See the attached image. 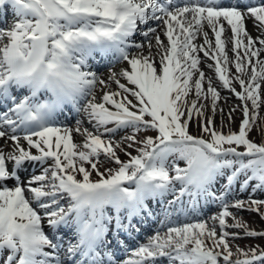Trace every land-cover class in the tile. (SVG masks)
<instances>
[{
	"label": "snow or ice",
	"instance_id": "snow-or-ice-1",
	"mask_svg": "<svg viewBox=\"0 0 264 264\" xmlns=\"http://www.w3.org/2000/svg\"><path fill=\"white\" fill-rule=\"evenodd\" d=\"M0 10V264H264V247L235 244L264 238L237 216L264 221V140L249 138L264 85V0H0ZM201 52L240 101L228 112L230 124L241 111L238 130L216 129L220 92ZM96 54L128 67L102 78ZM66 108L74 127L54 123ZM148 130L156 135H140ZM25 164L33 171L22 181ZM149 222L154 233L118 259L129 251L121 233Z\"/></svg>",
	"mask_w": 264,
	"mask_h": 264
},
{
	"label": "rangeland",
	"instance_id": "rangeland-1",
	"mask_svg": "<svg viewBox=\"0 0 264 264\" xmlns=\"http://www.w3.org/2000/svg\"><path fill=\"white\" fill-rule=\"evenodd\" d=\"M11 20H12V15H8L7 18H6V21H11ZM3 23L4 24L1 25L2 26L1 28H6L8 26L7 22H3ZM247 25L248 24H246V26ZM247 30L251 33L250 27H247ZM205 31H208L209 39L212 40L213 44H214V34L207 27H205ZM230 36H231V32H230V28H229V30H227V33H226V38H227V41H228L226 47L231 43L230 39H229ZM163 41L165 43H167L166 38H164ZM200 42H201L200 44L203 43V41H200ZM228 51H229V54H230V55H228V57H229V60H231L233 58L234 54L232 53L231 49H228ZM121 62L122 61L116 62V61L113 60L112 63H108V64L101 65V66H97L95 70L97 71V73L102 78H107V76L109 74V69L112 68L113 71H118V66H119V63H121ZM208 64H212L214 66V63L211 60H210V62L208 61ZM229 72L230 73H235V68H234V66H232L231 63L229 64ZM207 76L212 78L213 85L215 87H217L218 91L220 92V99L217 101V111H216V114H215V117H214L215 126H216L217 131H223L224 133H228L230 130H232V131L238 130V125H239L241 119L243 118L241 111L238 109L237 111H235L232 114V122L230 124H228V112H229V110L231 108L235 107L236 105H239L240 101L236 98L235 95H233L229 91H227V90H225V89L220 87L219 82H218V80L215 77V72L214 71L212 72V70H210V73ZM233 86L236 88L237 91L240 90L238 83H236L235 81H233ZM205 88H206V84H205ZM109 90H116V85L114 83L109 84ZM99 94H100V89H99V86H98L97 95H99ZM192 98H195L194 94L189 96V99H192ZM261 100H262V103H261V107H260L259 112H258V118H257V121L254 124L253 130L251 131L250 137H249L250 139H252L254 142H256L258 144L262 140H264V85H262V88H261ZM225 101H227V102H225ZM201 102L206 103V104L209 105V107L206 108L205 112H206V115L211 116L212 115L211 108H210V103L211 102L210 101H201ZM249 107L251 108L250 102H249ZM220 109L224 110L223 111V119H224L225 124L227 125L226 127H223V128H221V112H220ZM64 111H65L64 112V115H65L64 117L67 118V120L65 121L66 123H64V125H62V126L74 127L75 120L77 119V116L75 115V113H71L70 109H68V108H66ZM85 126H89V125H87V122H85ZM189 130H190V132L193 135H198L199 134V130H198L197 126H196V120L195 119H193V121L190 123ZM125 134L126 133L124 131H119V132L116 133L115 139L119 140ZM140 135L141 136H145V135H147V136H155L156 133L153 130H148L147 132L141 133ZM74 141H76L78 143L82 142V140L78 141L77 139H74ZM240 150H243V149H240ZM129 151H131L133 155H136V152H135L134 149H129ZM119 153H120V155L122 154V159L121 160L127 161L128 157L123 152H119ZM170 160H171V158H170ZM179 164H180L181 167L185 166L183 161H179ZM29 173L30 172L28 171L27 175ZM246 196H247V193L244 194V197H246ZM257 198H264V196H260L258 194ZM215 211H217L215 205H213L211 208L208 207L205 210V214L206 215L205 216L203 215V217H207L209 214L214 213ZM234 211H236V210H234ZM237 216H238V218H242L244 221H247L249 226L253 224L256 229L264 230V221H262L260 219L258 214L252 213V212H248V211H239V212H237ZM229 222H231V221H229ZM150 227L151 228H157L154 225H150ZM231 231H238V230L237 229H231ZM150 235H152V234H148L142 240H138L137 239L138 242L135 241L136 243H134V244L138 245V243L146 242L147 238ZM235 244L240 245V247H242V248H245V247H247L249 245H258L260 247H264V238H256V239L244 238V239H239V240L235 241ZM130 250H132V249H129V253L128 254L126 252V254H127L126 257H128V256L130 257ZM233 251H235V247L234 246H233ZM161 264H166V263L165 262H161Z\"/></svg>",
	"mask_w": 264,
	"mask_h": 264
},
{
	"label": "bare ground",
	"instance_id": "bare-ground-1",
	"mask_svg": "<svg viewBox=\"0 0 264 264\" xmlns=\"http://www.w3.org/2000/svg\"><path fill=\"white\" fill-rule=\"evenodd\" d=\"M9 15H11V11H10V10H9ZM2 16H3V11L0 10V17H2ZM2 24H4V23L2 22ZM246 24H248L247 27H250L251 34L255 37V36L257 35V32H256V30L253 28V25H252L251 21H247ZM224 26H225V32L223 33V37H222V38H224V39L227 40V38H226V33H227V30H229V26L226 24V22H225V25H224ZM164 38H165V37H164L163 34L161 33V40H163ZM134 39H135L137 42H139V41L142 40V37H140V36L137 34V35L134 36ZM202 39H203V36H202V35L199 36V37H197L196 40H195V43L200 44V43H201L200 41H203ZM153 44H154V41H153ZM226 45H227V44H226ZM213 46H214V44H213ZM231 47H232L231 43L226 47L227 55H230L228 49H231ZM153 52H155V47L153 48ZM144 53H145V54L148 53V49H147V47H145V49H144ZM98 55H99V54H96V56H98ZM198 55L200 56L201 61H202L201 64L199 65V67H200V69L205 73V76H206V77H209V76H207V75H209L210 70H212V72L214 71V66H213V68H209V67H208V65H209V64H208V61L210 62V60H206V61H205V58L203 57V53H202V52L199 53ZM108 58H109V57H108ZM108 58H107V59H108ZM103 59H105V58H103ZM107 59H106V60H107ZM261 59H264V54H262ZM106 60H103L104 62H103V64H101V65H104V64H106V63L109 62V61H108V62H105ZM110 61H111V60H110ZM211 61L214 63L213 60H211ZM90 65L92 66V69H93L94 71H96V70H95L96 66H95L94 64H92V63H90ZM127 67H128V66H127L126 62H123V61H122L121 63H119L118 71L121 70L122 68H127ZM96 72H97V71H96ZM122 82H124V81L122 80ZM205 84H206V83H205ZM66 120H67V118H65V117L63 118V116L60 117V116L58 115V116H55V117H54V123L56 124V126L64 124V123H65L64 121H66ZM110 126H111V125H110ZM73 136H74V139H77L78 141L82 140V138H81L79 135L73 134ZM22 143H23V141H22ZM3 144H4V141H3V140H0V145H3ZM6 150H7V148H6ZM32 151L34 152L35 150H32ZM119 152H120V151H118V155L120 156V159H122V154L120 155ZM8 167L11 168V167H12V164L9 163V164H8ZM28 171H29L30 173L27 175V172H28ZM32 171H33L32 166H31L30 164H25L24 167H23V169L20 170V172H19V175H20L21 180H22V181H26V180L28 179V177L32 174ZM35 171H36L37 174H38L39 171H40L39 167H37V168L35 169ZM93 178H95V176H94ZM7 183H9L10 186H12L13 181H12V180H9ZM148 203H149V205H150L151 207L154 208V210H156L157 212H159V209H158V207H157L156 205H154L151 201H149ZM207 208H208L207 206H204V211H203L202 217H203V215H204V216L206 215V214H205V210H206ZM150 225H154V226L158 227V224L153 223V222H149L148 224H146V225H144V226L141 227L139 234L133 232L132 235L129 236V235L125 234V233H121V235H120V239L123 241L124 244H125V243H129V242H130V243H133V241L136 240V239H139V240H140V239H143V238H145L148 234H153L154 231L156 230V228H151ZM249 227H251V228H255V226H254L253 224L250 225ZM255 229H256V228H255ZM44 230H45V231H48L47 227H45ZM257 230H261V229H257ZM110 235H111V234H110ZM112 243H113V245H115V244L117 243V241H116V240H113ZM165 263H166V261H165Z\"/></svg>",
	"mask_w": 264,
	"mask_h": 264
}]
</instances>
